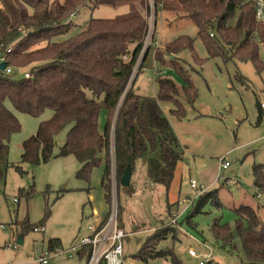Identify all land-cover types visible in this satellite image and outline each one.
Instances as JSON below:
<instances>
[{"label": "trees", "instance_id": "1", "mask_svg": "<svg viewBox=\"0 0 264 264\" xmlns=\"http://www.w3.org/2000/svg\"><path fill=\"white\" fill-rule=\"evenodd\" d=\"M130 1L0 0V59L3 57L6 62L5 69H0V179L6 177L10 165L12 137L22 127L17 113L40 118L50 111L51 116L40 122L36 133L22 141L21 163L37 165L41 160L48 162L72 155L79 163L76 178L87 182L92 170L103 163L101 184L109 205L112 173L118 183L117 191L123 187L132 192V182L123 186L121 178L127 166L133 173L138 160H142L148 180L169 188L183 152L160 102L175 97L194 102L198 90L178 54L189 49L195 61L203 59L195 54L194 38L179 35L166 42L164 49L158 47L155 58L174 67L185 84L178 85L165 77L158 81L157 96L135 90V80L149 55L155 33L150 30L149 0H138L144 12ZM119 2H130V10L113 18H90L82 26L72 19L84 6L94 8ZM152 4L154 18L159 10H164L172 16V23L183 18L194 23L208 58L251 62L257 72L264 73L260 56V46L264 47V0H152ZM164 54L171 58L166 60ZM9 67L11 74L6 73ZM14 69L28 71L18 78ZM235 79L246 80L243 75H236ZM262 102H257L259 122ZM177 104L174 113L184 118L186 109L182 103ZM102 109L106 110L107 119L101 131ZM64 129H68L65 143L55 154L56 136ZM16 167L22 171L20 165ZM252 176L255 196L260 197L264 194V163L253 166ZM32 194L33 190L27 192V197ZM211 201L216 208L223 206L217 189L201 190L190 203L185 223L194 226V217L205 212L204 207ZM110 211L100 222L107 220ZM234 211V230L228 222L215 220L211 226L214 238L225 244L238 238L246 256L242 264H264V206L241 204ZM169 213L172 223L152 231L135 258L149 263L151 259L171 256L172 264H183L172 248H157L161 240L174 235L175 227H181L171 207ZM118 221L122 228L120 207ZM38 225L44 222L32 225L28 218L16 221L17 238ZM46 248H62L61 239L49 238ZM85 254L86 250H82L76 257L85 258ZM200 264L220 263L206 259Z\"/></svg>", "mask_w": 264, "mask_h": 264}, {"label": "rangeland", "instance_id": "2", "mask_svg": "<svg viewBox=\"0 0 264 264\" xmlns=\"http://www.w3.org/2000/svg\"><path fill=\"white\" fill-rule=\"evenodd\" d=\"M130 2L144 12L138 0ZM130 2L94 8L84 6L72 19L82 26L90 18H113L127 13ZM149 4L150 30L151 34L155 33V40L137 75L135 90L157 96L158 81L165 77L173 79L178 85L185 84L174 67L155 58L158 47L164 49L166 42L179 35L187 34L194 38L195 54L203 59L202 62L195 61L189 49L178 54L198 90L196 100L190 103L183 97H175L160 102L183 152L169 188L148 180L145 166L142 160H138L131 176L134 191L127 192L123 187L117 191L118 183L112 173V200L109 205L101 184L103 163L92 170L89 182L76 178L79 163L72 155L55 157L48 162L41 160L37 165L21 163L22 141L36 133L40 122L49 118L45 117L50 116V112L46 111L40 118L17 113L22 127L12 137L10 165L6 177L0 179V264H39L38 259L51 237H59L62 248L48 264H81L78 257H70L72 251L69 249L81 236L88 234L87 225L98 224L107 216L114 200L119 203L122 228L127 233L123 240V264H172L171 256L151 259L149 263L134 257L152 231L172 223L169 207L181 227H175V236L170 234L161 240L158 250L172 248L183 264H200L206 259L220 264H242L246 261L239 239L235 238L232 244L218 241L211 226L218 220L228 222L234 230L235 207L241 204L256 208L264 206V194L255 196L257 192L252 176L253 166L264 163V122L258 121L257 107L258 101L264 102V73L257 72L251 62L208 58L206 46L198 37L194 23L188 18L172 23V16L164 10H159L154 18L152 0ZM260 56L264 60L263 46H260ZM163 57L166 60L171 58L168 54ZM26 71L14 69V75L21 78ZM136 71L137 68L134 75ZM236 75H243L246 79L244 83L235 79ZM177 103H182L186 109L184 118L174 113ZM106 119L107 112L102 109L99 116L101 131ZM67 130L56 136L55 154L65 143ZM20 138L23 139L17 140ZM220 158L229 162L226 169L219 168ZM16 165H20L22 171ZM111 165L114 168V162ZM191 180H195L196 187H191ZM215 189L223 206L216 208L211 201L204 207L205 212L194 217V226L185 223L190 203L201 190ZM31 190L33 194L27 197V192ZM25 218L32 225L44 222L45 231H28L20 244L17 242L15 222ZM190 249L197 256L191 255Z\"/></svg>", "mask_w": 264, "mask_h": 264}, {"label": "built area", "instance_id": "3", "mask_svg": "<svg viewBox=\"0 0 264 264\" xmlns=\"http://www.w3.org/2000/svg\"><path fill=\"white\" fill-rule=\"evenodd\" d=\"M261 14V9L258 10ZM4 61L2 57L0 63ZM6 73L11 74L13 70L9 67ZM26 77L29 73L25 74ZM262 121L264 122V102L260 104ZM220 169H226L229 162L224 158H220ZM192 187H196L195 180L190 182ZM119 203L117 200L112 202L110 214L105 222L98 224H90L88 226L90 233L82 236L78 242L73 244L69 250L72 251L70 257L76 256L78 252L86 250L85 264H123L124 263V246L123 240L127 236L125 231L120 228L118 221ZM34 231L44 232V225H38ZM53 252V254H52ZM189 253L197 256V253L190 249ZM58 249L54 251L43 248L42 256L38 259L39 264H48L49 260L59 255ZM202 263V262H201Z\"/></svg>", "mask_w": 264, "mask_h": 264}, {"label": "water", "instance_id": "4", "mask_svg": "<svg viewBox=\"0 0 264 264\" xmlns=\"http://www.w3.org/2000/svg\"><path fill=\"white\" fill-rule=\"evenodd\" d=\"M6 67V62L0 63V69L4 70ZM131 176H132V170L130 166H127L126 170L124 171L122 178H121V184L123 186H129L131 183ZM18 243H23V237H19L17 240Z\"/></svg>", "mask_w": 264, "mask_h": 264}, {"label": "crops", "instance_id": "5", "mask_svg": "<svg viewBox=\"0 0 264 264\" xmlns=\"http://www.w3.org/2000/svg\"><path fill=\"white\" fill-rule=\"evenodd\" d=\"M14 111H15V110H14ZM15 112H16V111H15ZM49 112H50V111H49ZM22 115L24 116L25 114H22ZM43 115H44V114H43ZM43 115H42V116H43ZM42 116H41V117H42ZM50 116H51V112H50ZM50 116L48 115V116H46L45 118L50 117ZM13 137H14V136H13ZM24 137H25V136H24ZM22 139H23V138H20V139H17V140H22ZM25 139H26V138H25ZM76 167H79V164H78V166H76ZM102 219H103V218H102ZM81 237H82V236H81ZM18 238H19V237H18ZM79 239H80V238H79ZM79 239H78V240H79ZM75 257H76V256H75ZM72 258H73V257H72ZM78 259H79V261H81V264H85V258H79V257H78ZM57 264H58V262H57ZM61 264H62V263H61Z\"/></svg>", "mask_w": 264, "mask_h": 264}]
</instances>
